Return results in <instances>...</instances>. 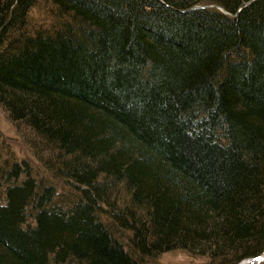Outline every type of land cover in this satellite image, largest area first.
Returning a JSON list of instances; mask_svg holds the SVG:
<instances>
[{"label": "trees", "instance_id": "1", "mask_svg": "<svg viewBox=\"0 0 264 264\" xmlns=\"http://www.w3.org/2000/svg\"><path fill=\"white\" fill-rule=\"evenodd\" d=\"M0 109V264L264 254V0H0Z\"/></svg>", "mask_w": 264, "mask_h": 264}, {"label": "rangeland", "instance_id": "2", "mask_svg": "<svg viewBox=\"0 0 264 264\" xmlns=\"http://www.w3.org/2000/svg\"><path fill=\"white\" fill-rule=\"evenodd\" d=\"M0 137L1 140L5 141L6 145L10 146V149L14 152V156L16 159H24L28 158L29 160H34L28 148L21 144L20 140L18 139L17 133L13 126L8 122L7 117L0 109ZM34 162V161H33ZM249 259L244 260L242 262H247ZM252 261V260H250ZM249 261V262H250ZM240 262L239 264H241ZM202 261L196 260L188 256L187 254L173 250L171 252L165 253L160 256L158 261L155 264H200ZM247 264H264V261L259 262L255 261L254 263H247Z\"/></svg>", "mask_w": 264, "mask_h": 264}, {"label": "bare ground", "instance_id": "3", "mask_svg": "<svg viewBox=\"0 0 264 264\" xmlns=\"http://www.w3.org/2000/svg\"><path fill=\"white\" fill-rule=\"evenodd\" d=\"M262 261H264V257H263V259H261L259 262H262ZM255 261H247V262H242L241 264H247V263H254Z\"/></svg>", "mask_w": 264, "mask_h": 264}]
</instances>
